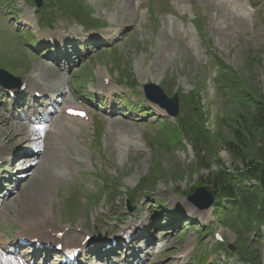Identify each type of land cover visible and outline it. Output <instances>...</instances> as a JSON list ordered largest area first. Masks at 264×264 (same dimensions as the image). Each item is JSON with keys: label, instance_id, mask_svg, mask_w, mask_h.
Segmentation results:
<instances>
[{"label": "rangeland", "instance_id": "rangeland-1", "mask_svg": "<svg viewBox=\"0 0 264 264\" xmlns=\"http://www.w3.org/2000/svg\"><path fill=\"white\" fill-rule=\"evenodd\" d=\"M44 1L49 3L44 8L49 19H55L53 24L67 33L90 30L91 27H83L80 23L93 19L108 27L126 29V33L113 47L96 51L82 65L80 61L79 68L64 75L51 73L49 63L31 53L27 55L26 47L35 45L31 34L22 35L9 44L0 29V64L26 70L32 67L51 85L54 82L64 85L72 78L82 85L113 75L128 80L134 88L132 94L138 100L145 97L144 84H158L166 97L179 95V115L167 118L165 123L163 120L148 124L120 118L110 120L114 126L105 136L104 145L112 156V167L106 188L89 191L88 205H84L82 197L75 196L74 192L70 194L74 191L73 182H66L57 175L59 169L53 153L48 152L37 177L26 184L23 182L21 189L7 201L0 221L15 226L16 218L22 222L49 217L52 223H67L74 215V223L91 228L92 222L100 220L106 207L123 203L133 193L134 197L139 196L144 214H149L152 202L147 203V195L155 203L163 200L166 207L180 211L179 220L170 227V241L159 260L169 259L185 241L192 242L194 248L200 240L205 246L216 240L225 243L228 255L237 259L239 264L250 261L264 264V235L260 232L258 237L254 231L255 223H259L264 234V203L260 199H240L236 204L241 205L238 209L228 205L221 211V207L215 205L204 212L189 200L199 188L212 190L218 183L255 185L253 179L242 181L238 177L247 175V164L262 159L264 154L261 147L263 131L257 136L251 133L244 136L254 121V103L259 99L264 101V9L257 16L251 14L244 18L228 10L222 1L194 0L201 16H205L202 24L204 36L199 40L198 50L188 52L178 37L171 39L168 36L164 19L156 9L157 0L144 1L155 8L158 32L152 30L150 23L132 28L136 17L133 0ZM250 1L256 4L260 0ZM12 2L19 10L23 0ZM24 12L30 13V21L34 24L35 20L41 25L44 22L40 14L34 20L35 9L31 1L25 3ZM2 17L0 26H3ZM30 30L32 34L36 31L44 33L42 27L41 30ZM129 97L125 99L127 104ZM23 128L0 113V146L3 148L0 154L15 156L21 151L23 137L17 133L23 132ZM71 132L78 135L80 130ZM240 137L244 142H239ZM232 141L239 149L249 142L245 157L236 158L230 148ZM138 143L139 150L136 149ZM27 145L31 146L30 142ZM21 163L19 161L17 166ZM257 184L261 189V184ZM143 190L153 195H144ZM221 191L216 189L214 192L220 195ZM75 192L80 194L78 188ZM207 197V193L200 192L194 202H204ZM100 211L101 215L97 217ZM188 219L191 225L184 226ZM196 250L199 251L198 257L203 258L204 252L201 253L198 247Z\"/></svg>", "mask_w": 264, "mask_h": 264}, {"label": "trees", "instance_id": "trees-1", "mask_svg": "<svg viewBox=\"0 0 264 264\" xmlns=\"http://www.w3.org/2000/svg\"><path fill=\"white\" fill-rule=\"evenodd\" d=\"M253 109L255 112V115H254L255 117L253 118L254 121L252 125H250V127L247 128L244 136H246V134L248 133H251L257 136L259 131L261 132L263 131V137H264V101L261 99L257 100V103H254ZM240 139H241L239 141L240 143L244 142V138L240 137ZM247 143H246V146H244L242 149H239L235 147L237 143L235 141H232V143L230 144V148L234 151V155L236 156V158H238L239 156H243V157L246 156L245 152L248 146ZM261 147L263 148V152H264V139L261 142ZM245 171L247 172V175H244V176H246L249 181L250 179H253L256 183L261 184V189L264 191V154H263L262 159H259L256 162L250 161L247 164ZM218 187L228 197L233 198V199L240 198V197H242L243 200L247 199L249 198L248 196L250 195V193L255 191L254 186L248 185L246 187L245 186L242 187V185H240L239 183L237 184L232 183L228 185H223L222 183H218Z\"/></svg>", "mask_w": 264, "mask_h": 264}, {"label": "water", "instance_id": "water-1", "mask_svg": "<svg viewBox=\"0 0 264 264\" xmlns=\"http://www.w3.org/2000/svg\"><path fill=\"white\" fill-rule=\"evenodd\" d=\"M39 5H40V3H39ZM151 89L155 90L157 92L159 91V89L156 88V87L155 88H151ZM153 99L155 100V102H158L162 106L168 108L169 111L171 112V114H173L175 116L177 115V113H178V105H177V100H176L177 98L174 97L173 99H167L166 97H164L161 94V96L159 98L156 97V96H153ZM200 192H205L206 193L205 189H203V188L198 190V193H200ZM193 199L195 200L196 197H194ZM213 202H214V197L212 195H208V197L204 200V202H202V201L199 202L200 203L199 207L201 209H208L213 204Z\"/></svg>", "mask_w": 264, "mask_h": 264}, {"label": "bare ground", "instance_id": "bare-ground-1", "mask_svg": "<svg viewBox=\"0 0 264 264\" xmlns=\"http://www.w3.org/2000/svg\"><path fill=\"white\" fill-rule=\"evenodd\" d=\"M16 131H17V130H16ZM22 131H23V130H22ZM23 132H24V131H23ZM19 135H21L20 132H19ZM26 138H27V135H26ZM0 150H3V148H2L1 146H0ZM43 219H44V218H43ZM43 219H42V220H43Z\"/></svg>", "mask_w": 264, "mask_h": 264}]
</instances>
